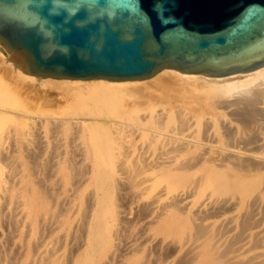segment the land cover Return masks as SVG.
Masks as SVG:
<instances>
[{"label": "bare ground", "instance_id": "1", "mask_svg": "<svg viewBox=\"0 0 264 264\" xmlns=\"http://www.w3.org/2000/svg\"><path fill=\"white\" fill-rule=\"evenodd\" d=\"M0 63L21 88L54 86L75 99L74 116L50 120V140L23 128L28 154L46 152L44 181L59 174L43 191L0 139V264H120L146 234L172 238L165 247L181 250L173 264H264V65L224 76L36 77L1 44ZM7 107L2 115L17 114ZM66 130L89 163L76 164L78 152L54 163Z\"/></svg>", "mask_w": 264, "mask_h": 264}, {"label": "water", "instance_id": "2", "mask_svg": "<svg viewBox=\"0 0 264 264\" xmlns=\"http://www.w3.org/2000/svg\"><path fill=\"white\" fill-rule=\"evenodd\" d=\"M0 44L36 77L224 76L264 65V0H0Z\"/></svg>", "mask_w": 264, "mask_h": 264}, {"label": "rangeland", "instance_id": "3", "mask_svg": "<svg viewBox=\"0 0 264 264\" xmlns=\"http://www.w3.org/2000/svg\"><path fill=\"white\" fill-rule=\"evenodd\" d=\"M0 71H1L0 72V107H7L8 106L7 108H9L10 110L17 111L16 112L17 114L14 115V116H9V115H6V114L4 116V114L2 115V113H0V139H2V141H4V144L7 147L9 146L8 150H10V148H12L11 152L9 151V154H10L11 158L13 157L14 163L18 162V163L15 164V167L17 166L19 168H17V167L15 168L14 167L16 169V171L19 172L21 170L22 172L23 171L26 172L28 174V176L31 178V180L34 182L33 184L40 191H43L45 189L44 186H50L52 184V182L54 183L55 178H57L59 176V174H58L57 177H55V175L53 177L50 176L48 179L46 178L47 181H44L45 177H43V175H46V173H45L46 171L45 170H47V168H45L46 167L45 165H44L45 167L43 166V164H44L43 163V161H44L43 158L45 159L46 152L43 151V153H41L42 151L41 152L39 151L38 155L40 157L38 155L36 156V160L37 161L35 160V158L30 156L31 154H28L30 151L28 149H24V147H23L24 144H22V143H26L27 140L29 139L28 136H30L29 134L24 133V131L28 130L27 127H26V126H28L30 129L27 131V133H31L30 132L31 131V127L30 126L34 125L36 127H39L38 130L41 131L40 132V136H41V134L43 135V137L45 136L44 138L41 136L42 139H47V140L49 139L50 140L51 137L49 135L53 136L52 135L53 132H52L51 125H50V120H52V117H72V116H74L75 112L73 110L74 109L73 108V103H74L75 99L73 98V94H71L70 92L58 89V88H56L54 86L53 87H51V86H42L41 88H37V89L34 88V87H31V88L29 87L30 89L28 87H27V89L22 87L23 88L22 89L21 85H19L20 83H17L18 87H19V88H17V84H14V83H16V80H13L14 78L12 79V77L10 76L12 74V69H10V68H8V67H6V66H4L3 64L0 63ZM2 74H3V76H2ZM6 77H7V79H4ZM11 79H12L13 82L11 81ZM7 81L8 82L10 81V82L8 83ZM18 91H20V92H18ZM7 116H8V118H6ZM6 125H8V126L6 127ZM23 128L25 130H23ZM4 130L7 131L6 132L7 134H4V132H5ZM22 132H23V134H22ZM69 132L70 131H68V130L58 132V134L62 133V134H59V135H61V137L63 136V138H60V136H58V138L60 139V141L62 140L61 143L64 141L63 144H62L63 145L62 147H64V149H62L63 152H61L62 154L60 153V156L58 155L57 158H54V160L56 159L54 161V163H56L57 160L61 161V162L62 161H67V159L69 157H71L68 153H71V155H72V153H74L73 156H75V152L79 153V154L77 153V158L78 159L76 157L74 159V160H76V164H80L79 166H81V165L83 166L84 163L85 164L89 163L87 158H84V155H82L83 152H81V151L79 152L77 149H75L77 151L74 150L75 152H73V149L75 147L74 148H71V146L69 147V145L72 143L71 141H69L70 137L72 136V134H70L71 132L70 133ZM6 135H7L8 139L5 138V140H3V138L6 137ZM22 136H24V137L22 138ZM46 136H48V137H46ZM10 137H11V139H10ZM25 137H27V140H26ZM71 140H72V137H71ZM21 145H22L23 148L21 147ZM25 148H26V146H25ZM67 148H69V149H67ZM13 149H15V150L13 151ZM21 150H22V152H21ZM24 150H26L27 153ZM12 152H13V154H11ZM25 154H28V155H25ZM67 154H68V157H67ZM81 156H82V158H81ZM58 157L60 158V160H59ZM22 158H23V161H22ZM82 159H83V163H82V161H79V160H82ZM84 159H86V160H84ZM0 160H1V158H0ZM25 161H26V165L30 164V166L29 165H27V166L25 165L24 166ZM34 162H35V164H34ZM79 162H81V163H79ZM0 163L2 164V165L0 164V169H2V171H5L6 167L4 166V163H2V160L0 161ZM37 163L38 164L40 163V164L36 165ZM41 163H42V165H41ZM33 166H35V169H36L35 170L33 168V170H35L36 172L38 171L37 172L38 175L36 174L35 171L31 170L32 169L31 167H33ZM36 166H37L38 169L36 168ZM18 169H20V170H18ZM24 169H26V170H24ZM43 170H44V172H43ZM21 171H20V173H21ZM31 175H33V177H34L33 179H32ZM40 177H41V179H42V181L44 183L41 182ZM46 177H48V176H46ZM35 178H37L36 179L37 182L39 180L38 183L35 182ZM40 183H43V185L41 184L43 187H41ZM48 183H49V185H46ZM42 188H44V189L42 190ZM146 236H147L146 239H148V240H146V239H144V240L143 239L142 240H139V239L136 240L137 248H136V246H134L137 249L136 251L134 250V247L132 248L134 251L133 250H125L126 254H124L125 252L122 253V256L120 255V257H119V259L117 261L120 262V264L121 263H123V264L124 263L125 264H136V263L137 264L138 263L139 264H149L152 261L151 260V257H152L153 262L150 263V264H154V263L156 264V262L158 263V261H160V260H162L161 261L162 263L159 262L161 264H166V263L173 264L174 261L176 262V260L179 257V254L181 253V250L176 249V248H171V247H168V248L165 247V243L167 241H169V240H172V238L170 236H168L169 238L163 236L162 234L156 235V237H153V238L151 236H148L147 234H146ZM139 241H141V242H139ZM158 241L161 242V244ZM140 243H141V245H140ZM153 244H155V245H153ZM140 246H142L143 248L140 247ZM159 246H161V247H159ZM144 247H146V248H144ZM147 247H150L148 249L149 253L147 251ZM156 247H158L157 248L158 250L156 249ZM141 248H142V251H141ZM245 248H248V249H246V250H249L247 252L252 251L251 249H249V245H248V247H246V245H245ZM152 249L155 251V253H156V251H157V253H159V254L156 253L158 256L153 253ZM173 249H175V250H173ZM127 251L128 252L131 251V252L128 253ZM166 251H170V253H168ZM163 253H164V256L167 255V257L166 256L162 257ZM128 254L130 255L129 257H128ZM169 254H171V255H169ZM145 256H149L150 258L146 257V259H145L144 258ZM141 257L144 258L143 259L144 263L141 262L142 261ZM154 257H155V260H154ZM121 258H122V261H120ZM170 258L173 259V260H171ZM174 258H176V259H174ZM138 259H140V261H138ZM164 259H165V261H164ZM117 264H119V263H117ZM186 264H194V263L191 262V263H186Z\"/></svg>", "mask_w": 264, "mask_h": 264}]
</instances>
